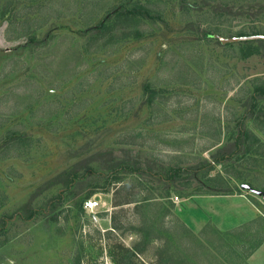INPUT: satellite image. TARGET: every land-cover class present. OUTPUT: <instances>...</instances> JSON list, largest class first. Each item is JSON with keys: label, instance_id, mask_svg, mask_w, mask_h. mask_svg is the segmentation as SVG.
Returning <instances> with one entry per match:
<instances>
[{"label": "rangeland", "instance_id": "374dc122", "mask_svg": "<svg viewBox=\"0 0 264 264\" xmlns=\"http://www.w3.org/2000/svg\"><path fill=\"white\" fill-rule=\"evenodd\" d=\"M247 1L240 19L211 0H0V264H215L209 240L231 237L195 235L202 197L264 215V0ZM207 32L262 37L244 56Z\"/></svg>", "mask_w": 264, "mask_h": 264}, {"label": "crops", "instance_id": "0c3cea01", "mask_svg": "<svg viewBox=\"0 0 264 264\" xmlns=\"http://www.w3.org/2000/svg\"><path fill=\"white\" fill-rule=\"evenodd\" d=\"M225 196V200L231 203L227 209L217 207L214 200H221L216 199L219 197H202V200H207L203 203L204 206L207 204L206 208L212 207V211L208 212L209 218L198 222L196 220L195 235L203 227L209 226L218 232L228 231L231 237L228 244H218L210 239L212 247L203 248L204 254L218 255L219 258H215V264H264V215L252 204L242 201L239 198L240 195L232 193ZM173 202H180V200L176 199ZM188 207L190 210L197 208L195 204H189ZM179 218L182 226L190 229L187 220L182 216ZM164 255H172V253L168 250Z\"/></svg>", "mask_w": 264, "mask_h": 264}, {"label": "trees", "instance_id": "16d2710c", "mask_svg": "<svg viewBox=\"0 0 264 264\" xmlns=\"http://www.w3.org/2000/svg\"><path fill=\"white\" fill-rule=\"evenodd\" d=\"M184 7L186 8V6H189L190 8H195L196 5V1L198 0H193V3H185V0H180ZM215 3H219V5L217 4L215 6V10H212V12L217 15V16H231L233 18H240V19H246L247 18V14L246 11L248 9H250V7L252 5H250V3L247 0H225V1H221V0H211ZM210 11V10H207ZM242 13V14H241ZM144 16H149L147 12L142 11V13H140ZM104 23H99L97 28L99 27H103ZM255 34V33H254ZM252 34V35H254ZM209 35V33H203V36L207 37ZM243 35H247L246 33L243 32H237L236 36H243ZM251 35V34H250ZM253 41L254 40H244V41H239L240 44H242L243 46H245L246 48H252V50L247 49V51H245L242 55L247 56L249 54H252L254 52H256V47H252L253 46ZM260 90L259 87L254 88V92L258 93ZM15 139V140H22L23 139V135H21L18 132H13L10 131L9 133H7V135H5V142H8L9 139ZM115 161V160H112ZM212 162H217L218 159H212ZM115 165L117 164L118 167L121 166L126 172L128 173H135L139 170L138 167H133V166H129L128 164H122V163H118L115 162ZM211 162H207L205 164H200L198 167H195L194 170H197L199 167L201 166H207L208 169L211 168ZM193 168L191 167H179V166H167V168H165L163 170L165 177L162 178V181H165L166 179H174L175 175H179L180 172H185L186 170H192ZM80 170V168L78 169H67L62 171V175H64V185L65 187H67L74 178H76L78 175V171ZM158 180H160V178H158Z\"/></svg>", "mask_w": 264, "mask_h": 264}, {"label": "water", "instance_id": "95a60500", "mask_svg": "<svg viewBox=\"0 0 264 264\" xmlns=\"http://www.w3.org/2000/svg\"><path fill=\"white\" fill-rule=\"evenodd\" d=\"M211 38L216 39L220 44H229L244 40H254L256 38H261L260 35H243V36H221L218 34H209L208 35Z\"/></svg>", "mask_w": 264, "mask_h": 264}, {"label": "built area", "instance_id": "2783aa9c", "mask_svg": "<svg viewBox=\"0 0 264 264\" xmlns=\"http://www.w3.org/2000/svg\"><path fill=\"white\" fill-rule=\"evenodd\" d=\"M173 198H174V201H176L177 197L174 196ZM95 205H96L95 201L91 202L90 200H85V201H83V205L82 206H83L84 209H90V208H92Z\"/></svg>", "mask_w": 264, "mask_h": 264}, {"label": "bare ground", "instance_id": "6f19581e", "mask_svg": "<svg viewBox=\"0 0 264 264\" xmlns=\"http://www.w3.org/2000/svg\"><path fill=\"white\" fill-rule=\"evenodd\" d=\"M97 204V203H96Z\"/></svg>", "mask_w": 264, "mask_h": 264}]
</instances>
